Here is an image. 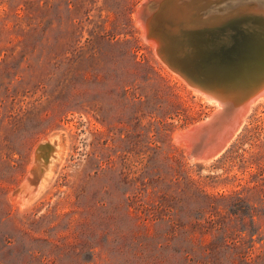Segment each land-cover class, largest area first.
<instances>
[{
    "label": "rangeland",
    "instance_id": "374dc122",
    "mask_svg": "<svg viewBox=\"0 0 264 264\" xmlns=\"http://www.w3.org/2000/svg\"><path fill=\"white\" fill-rule=\"evenodd\" d=\"M140 2L0 0V264H264V99L191 162L174 134L219 104L155 54Z\"/></svg>",
    "mask_w": 264,
    "mask_h": 264
},
{
    "label": "water",
    "instance_id": "95a60500",
    "mask_svg": "<svg viewBox=\"0 0 264 264\" xmlns=\"http://www.w3.org/2000/svg\"><path fill=\"white\" fill-rule=\"evenodd\" d=\"M142 1L137 6L135 19L142 28L143 38L152 42L157 56L171 70L220 105L203 121L176 132L191 162L210 160L214 154L207 145L215 142L211 148L221 149L226 139L233 137L235 129H240L250 105L264 96V35L256 32L261 29L257 24L264 20V15H235L208 28L190 29L178 24L174 30L166 23L149 19L148 12L154 10L159 0ZM173 11L179 14L176 8ZM259 66L253 76L244 75L245 70ZM233 96L238 100L229 104ZM225 118L227 122L223 125ZM220 125L227 129L226 135L219 134L212 141L204 142ZM34 159L37 157L33 156Z\"/></svg>",
    "mask_w": 264,
    "mask_h": 264
},
{
    "label": "bare ground",
    "instance_id": "6f19581e",
    "mask_svg": "<svg viewBox=\"0 0 264 264\" xmlns=\"http://www.w3.org/2000/svg\"><path fill=\"white\" fill-rule=\"evenodd\" d=\"M154 7L155 8L152 12H148L149 19H151V21L154 23L155 21H158V23L161 22L164 25L166 23L170 29L174 30V27L178 24L184 28L190 29L202 27L208 28L222 24L228 18L235 15L257 13L264 15V0H159L156 2ZM175 8L179 10V14L173 11ZM136 22L138 23L137 20ZM257 26H260L259 28L261 29L257 30L256 32L258 34L264 35V20H261L260 23L257 24ZM260 68V66L252 69L249 68V70L247 69L244 71V75L253 76L252 74L256 73L257 70ZM263 99L264 96L258 99L255 103H258L260 100ZM237 100L238 98L233 96L232 98H229V104L235 103ZM253 104L250 105L249 109ZM218 106L220 108V105ZM226 120V118L223 120V125L227 122ZM223 125L217 126L215 128V131H213L212 133L210 132V137L206 138L204 142H207V139L211 140L212 137H218L219 134L220 136H225L227 129H225V126ZM236 130L238 131L239 128L235 129V131L232 133L233 138L236 136ZM177 135V133L174 134V140L176 143L181 144V141L177 140ZM228 140L229 139H226L225 143L222 144L221 149H218L217 151H215V147L211 148V146L215 142H210L207 145V148L212 152V154H214V157H216V155L220 153L222 148L227 145V143L229 142ZM64 144L60 143L59 135H53L50 136L44 143L38 145L34 150L33 156H36L37 159L33 160V165L29 170V174L22 181V183L24 182L26 184V188L28 190L27 193L29 194L30 198L34 197V194L37 193L42 186H44L52 171L54 172V165L56 163H59L63 159L66 148ZM45 149H47V152L44 156ZM26 188L24 187V189Z\"/></svg>",
    "mask_w": 264,
    "mask_h": 264
},
{
    "label": "trees",
    "instance_id": "16d2710c",
    "mask_svg": "<svg viewBox=\"0 0 264 264\" xmlns=\"http://www.w3.org/2000/svg\"><path fill=\"white\" fill-rule=\"evenodd\" d=\"M204 250H205V248H204ZM228 263H229V264H236L235 261H234V259H233V257L230 258V259L228 260ZM202 264H203V263H202ZM204 264H207V262L204 263Z\"/></svg>",
    "mask_w": 264,
    "mask_h": 264
}]
</instances>
